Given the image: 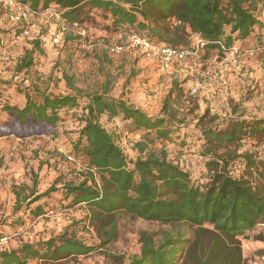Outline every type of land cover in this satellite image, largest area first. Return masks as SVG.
Masks as SVG:
<instances>
[{
	"label": "trees",
	"instance_id": "trees-1",
	"mask_svg": "<svg viewBox=\"0 0 264 264\" xmlns=\"http://www.w3.org/2000/svg\"><path fill=\"white\" fill-rule=\"evenodd\" d=\"M19 1L35 13L57 4L65 23L99 19L96 24L103 30L127 36L135 33L154 45L189 49L187 29L205 41L203 50L221 56L220 43L226 50L234 45L245 49L264 44V21L259 18L264 0ZM9 12L2 5L0 21L9 22ZM171 20L176 24L171 26ZM24 26V22L15 25L17 35ZM35 46L39 48V42ZM32 66V58L22 60L15 74L19 76ZM2 77L0 87L6 84ZM64 79L71 93L53 94L17 85L7 101L0 90L1 113L10 118L0 122V137L23 139L49 134L66 121L79 124L71 139L70 155L86 164L89 172L82 182L63 186L64 198L70 200L64 209L86 205L99 244L90 246L63 234L2 250L0 264L55 263L89 255L117 240L120 214L165 228L141 232L140 254L129 263L120 260L118 264H244L242 241H264V167L257 164L255 155L239 151L249 144L264 148V117L230 116L218 124H205L206 114L200 120L203 128L192 132L200 143L195 151L180 127L183 122L167 112L169 101L164 111L167 116H151L124 96H113L110 80L100 90L83 96L71 77L64 74ZM103 117L118 121L129 133H140L144 140L136 148L142 153L146 144L160 142L177 158L200 161L206 179L203 175L193 178L163 149L130 158L116 133L102 123ZM237 162L245 169L242 177L232 175ZM34 213L35 217L44 215L43 208ZM259 227L262 229L257 231Z\"/></svg>",
	"mask_w": 264,
	"mask_h": 264
},
{
	"label": "rangeland",
	"instance_id": "rangeland-1",
	"mask_svg": "<svg viewBox=\"0 0 264 264\" xmlns=\"http://www.w3.org/2000/svg\"><path fill=\"white\" fill-rule=\"evenodd\" d=\"M259 18L264 21V13H259ZM97 21L90 18L80 24L65 23L60 18L58 5L54 4L24 22L23 32L29 28L34 30L31 26L36 25L26 37L23 32L17 35L19 30L14 31L17 24L1 18L0 40L5 47L0 55V75L6 84L0 90L4 92V99L12 97L17 85L20 89L38 88L53 94L71 93L73 90L67 86L64 74L73 79L83 96L96 88L100 90L102 84L110 80L113 96H124L151 116H167L164 111L169 101L167 112L174 114L176 121L183 122L180 127L188 134L191 149L195 151L200 143L193 138V133L207 123L218 124L230 116L264 117V62L261 59L264 57L226 62L217 52L200 50L198 54L188 56L184 63L163 71L159 58L147 57L141 51L110 53L109 47L125 45L129 36L103 30ZM169 24L172 26L176 22L171 20ZM63 27L67 29L63 30ZM186 36L190 44L186 50H190L196 36L189 29ZM36 42H39V48H36ZM28 58H32L33 66L17 76V65ZM25 79L29 80L28 84ZM196 85L200 88L192 93ZM1 103L0 122L6 123L10 118L1 113ZM206 114L205 124L201 123ZM101 121L110 132L116 133L120 146L130 158L163 149L171 161L181 163L193 178L203 175L206 179L207 171L200 168V161L177 158L160 142L146 144L142 153L136 148V144L144 140L140 133H129L118 121H107L104 117ZM78 129L77 122L66 121L41 136L0 137V238H11L7 249L38 244L63 234L90 246L99 244L95 228L87 219L88 207L64 209L70 200L64 198L63 186L82 182L89 172L86 164L70 155L71 139ZM239 152L255 155L257 164L264 167V148L242 145ZM240 164L237 162L232 167L234 177L244 174L245 169ZM38 207L43 208L44 215L35 217ZM164 228L158 223L120 214L118 238L105 248L55 263H31L118 264L120 260L129 263L141 252L140 233L160 232ZM242 252L244 264H264V241H242Z\"/></svg>",
	"mask_w": 264,
	"mask_h": 264
},
{
	"label": "built area",
	"instance_id": "built-area-1",
	"mask_svg": "<svg viewBox=\"0 0 264 264\" xmlns=\"http://www.w3.org/2000/svg\"><path fill=\"white\" fill-rule=\"evenodd\" d=\"M9 8V20L15 24L27 22L31 17L38 15L31 10L28 4L22 3L19 0H0L1 6ZM51 11L48 10V13ZM30 29V28H29ZM23 32L24 36H29L30 32L36 29V25H32L31 29ZM67 28L63 27V30ZM194 44L190 50L177 49L168 46L154 45L148 40L140 37L138 34H130L125 45H116L109 47V52L112 54H122L127 51H141L147 57L159 58L162 64L163 71H169L175 64H182L186 61L187 57L190 55H196L203 50L205 47V41L199 37H194ZM58 39H55L57 42ZM16 43V41H15ZM223 52V57L226 62H237L247 58H254L257 56L264 57V44L259 47H248L245 49L240 48V46L234 45L230 49L226 50L224 46L220 43ZM5 47L3 41L0 40V55L2 53V48ZM25 84L29 83L28 79L24 80ZM200 86L196 85L192 90V93H196ZM71 159V158H70ZM11 238L4 236L0 238V251L7 249Z\"/></svg>",
	"mask_w": 264,
	"mask_h": 264
},
{
	"label": "crops",
	"instance_id": "crops-1",
	"mask_svg": "<svg viewBox=\"0 0 264 264\" xmlns=\"http://www.w3.org/2000/svg\"><path fill=\"white\" fill-rule=\"evenodd\" d=\"M258 231V230H257ZM247 242H248V240H247ZM251 242H256V241H251Z\"/></svg>",
	"mask_w": 264,
	"mask_h": 264
}]
</instances>
